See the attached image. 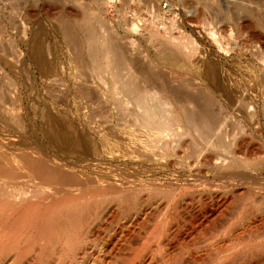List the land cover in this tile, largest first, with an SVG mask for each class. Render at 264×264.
<instances>
[{
    "label": "rangeland",
    "instance_id": "1",
    "mask_svg": "<svg viewBox=\"0 0 264 264\" xmlns=\"http://www.w3.org/2000/svg\"><path fill=\"white\" fill-rule=\"evenodd\" d=\"M233 1L237 2V0H218V3H220L223 11H233L235 5ZM240 5L246 8L250 6L246 2ZM207 10L201 0H0V155H3L0 163L2 162L3 164L4 161L8 163L10 159L11 161L19 159L29 160L25 156L29 157L31 153L34 154V151L37 152L39 148L47 154L46 158H51L49 159L50 162L47 160L49 166L56 165V170L60 167L57 170L58 173L61 176H66L68 180L71 178L70 181H73V185L68 188L69 193L85 192L86 194H93L102 190L101 192H106L108 196H111L113 193H124L130 189L134 191V194L136 193L135 196L140 193L136 196L137 198H142V195L144 197L149 193L152 194V190L157 185V189L161 190L157 191L153 200L144 202L142 209L136 208L134 209L136 211H130V214L128 212L125 215L123 213L117 214L119 210H116L115 206L112 207L115 212L117 211L114 214L115 212L112 209L113 214L118 215L117 219L113 216V219L105 220L97 225V229H100L96 230V233L100 234L99 236L94 235L93 248L88 247V253L83 257L85 261L84 259L81 260L80 264L83 262V264H102L100 261L104 259V256H107L106 252L108 249V254H110L115 247H117L115 248L116 250L122 247L120 237L124 235L126 239L130 234L132 236L135 233L143 235L145 229L148 231L151 228L149 226L153 224L155 216L160 215L159 211L162 210L164 201H167L164 198L166 197L165 190L169 188L167 185L170 186L172 184L170 186L171 189H169L172 190L173 188L174 190L175 187L173 185L175 183L181 184L187 176L190 177L188 168L184 164L186 163L185 160H182V162L178 160L177 165L179 166L175 164V167H172L171 170L162 166H157L161 169L153 168L150 165L143 167V169H138V167L127 163V160L121 156L120 152L117 154L118 152L114 151V149L119 148L124 141L123 139L127 137V134L124 133L126 123L131 124L133 119H135L133 114L135 112L139 113V111L133 108L134 106L131 103H126L127 99L123 94L109 92V89H112L108 83L109 81L107 82L108 78H110L108 74L105 73L103 79L101 76V82L100 78L94 74L95 72L91 71L92 66L89 67V65L92 62L89 56V49H92L94 45L92 44L90 46L92 48L88 47V49L86 42L89 40L94 41H90V44L96 43V40H98L97 43L103 41L104 44L107 43L109 45L103 48L105 45L102 42L103 46H100L99 42V45L95 44L97 47L95 46L94 48L96 49L94 50L96 51L102 52V50L110 48L112 45H119L124 48V58L129 61V64L126 67L127 70L122 71V75L126 74V71L134 72L139 68L160 71L170 79V81L167 79L170 87L177 85V82L179 83V77L184 80L183 76H190L189 80L191 79L195 86L192 92L197 93L200 91L198 93H201V90L204 91V93H201L202 95H206L211 101L213 99L214 110L217 113H220L221 110L223 117L220 119L224 122V124H221L224 125V127L222 126L224 128H222V132L225 129V131L229 130V124H232L235 117L237 121L233 122L232 125L243 121L245 117L247 119L245 120L248 121L249 118H256L258 115L256 119L260 121L258 122L263 130L259 134H255L253 138L251 137L252 140H250L249 145H251V148L259 147L257 151L264 150L262 148V146L264 147V110H262L264 109V86H262L263 83L260 84L264 81V34L261 37L245 27L246 23L248 24L246 26L249 27L252 21L249 17H246L244 12L243 14L239 12V19L236 22L238 25L241 24L246 32L238 34V27L234 26L231 21H224L226 19L223 18V14L218 18L219 15L214 16L215 12L212 13L210 9L209 12ZM212 15L216 21L213 19L211 21ZM262 21L264 25V18ZM152 31L156 34L155 38L149 37V34L154 33ZM91 33L96 37L94 38ZM73 35H76L82 43L81 45L78 41L83 51L78 48L79 46H75L78 51L80 49V53L73 47ZM86 38L89 39L87 40ZM91 38H94V40ZM169 39H172L174 43H187L188 50H185L184 54L188 57L182 55L183 53H177L176 55L174 53L175 57L173 56L171 63L170 61H165L162 57V52L165 45L167 46L168 42H172ZM222 47L223 49H221ZM186 52L189 53L187 54ZM77 53L78 57H80L79 60L77 56V59L75 58ZM99 58L101 59L102 57ZM205 69H208V71L212 70L211 72L209 71L210 74L205 71L209 75L213 74L212 76H214L216 73V78L211 77L210 80H207L210 76L204 72ZM178 73H181L182 76ZM174 75L179 77L174 80ZM261 77L263 80L259 82ZM196 93L194 94L196 95ZM224 97H228V99ZM224 99L225 101H223ZM121 100L122 102L126 100V104L122 103ZM231 100L232 109L230 110V103L227 104L228 106L225 103ZM243 100L248 103L247 108L242 107L245 106L241 104ZM120 103L122 107L119 105ZM238 104L240 107H238ZM236 107L238 109L242 108V111L239 109V112H243V116L241 112L240 114L237 111ZM225 108L227 112L226 110L223 111ZM235 110L238 113L234 112ZM222 111L226 112V114L233 112L232 114L230 113V116V114L225 115ZM248 111H251V114L254 112L255 116ZM244 112H247L248 116ZM127 113H130V115ZM226 116H228V119L225 118ZM239 118H241V121H239ZM223 120H229L227 121L228 124ZM16 122L19 126H15ZM225 125H228V129L225 128ZM135 132L134 134H136ZM14 156L16 159H14ZM63 165L64 167H62ZM61 168L64 172L60 171ZM136 170H140L139 173L141 174H138L139 176L136 175ZM128 171H131L130 174ZM119 172H126V174L123 173L122 175ZM111 174L114 176L118 175H116L117 177L115 176L116 180L113 179L114 176ZM204 174L207 178L205 182H210L213 174L210 172H205ZM129 175L131 176L130 179H128ZM262 175L263 177H257L258 181H256L257 179L254 180V182H257V186H255L260 191L258 192L259 194H255L257 197L253 195L255 196L254 199L257 198V200L264 196V174ZM122 176H126V179H122ZM110 177L112 178L110 179ZM106 179H110L111 182ZM135 179L136 182L134 181ZM146 180H151L152 182H147ZM153 180L155 181L154 183ZM70 181H67L68 186L71 184ZM109 185L112 186L109 187ZM145 185L148 187L145 188ZM159 185L163 186L160 187ZM105 186L107 187L106 189ZM115 187L116 190L113 189ZM246 188L244 186L236 189L238 190L237 193L249 190ZM209 190L208 192H206V189L203 191L201 189L199 191L193 190L189 195L187 194V202L185 203L183 200L184 202H182L181 206L178 205L181 207L178 209V214H181V218L180 216L179 218L180 221L184 222L183 225L192 222L191 219L193 220L194 218L182 213V206L185 205L183 207H186V204L189 206L193 205L192 208H196V212L199 213L198 211H202L203 205L209 206L206 205L209 204L208 202L206 203V200L204 204L201 197L207 199L208 195H211L213 191H216V194L224 199L226 197L227 202H222L223 205L220 204L221 202L217 203L218 209L212 205V209H216L217 212L211 218H215L214 216L220 217L221 214L225 213L219 218L224 220L235 214L232 211L234 209L237 211L239 203L237 200L236 202L228 203L233 197L231 196L232 192H227L230 191L229 188L225 189V192L212 189L210 193ZM200 193L202 196L199 195ZM213 193L215 194V192ZM228 193H231L230 196ZM204 195L208 197L205 198ZM201 202L203 204H200ZM233 202L234 205L232 204ZM234 206L236 207L233 208ZM195 210L192 212L194 215L196 214ZM246 216L247 218L245 217L241 222L244 227L249 224L243 222L251 224L252 221H258L256 222L258 224L259 219L264 217V213L259 208L254 213ZM242 228V226L238 228L242 233L237 231L243 235ZM132 230L134 231L133 233ZM109 238L113 240L110 241ZM132 240L134 238L131 239V242H133ZM116 242H118V246L114 245ZM103 250H106V252L104 251L105 253L101 254ZM99 256L101 257L100 261L97 259Z\"/></svg>",
    "mask_w": 264,
    "mask_h": 264
},
{
    "label": "bare ground",
    "instance_id": "2",
    "mask_svg": "<svg viewBox=\"0 0 264 264\" xmlns=\"http://www.w3.org/2000/svg\"><path fill=\"white\" fill-rule=\"evenodd\" d=\"M201 1H203V6L205 9H208V12L210 9L212 13L215 12L214 16L219 15L218 18H220V15L222 16L223 14V18L226 19L224 21L227 22L228 20L231 21L234 26L236 25V27H238V34L246 32L244 31L242 25H238L236 22L237 19H239V12L242 14L244 12L246 17H249L252 21V24H249V27H247L248 24L246 23V28L261 37L262 34H264V25L262 21L264 18V0L233 1L235 4L233 11H223L220 3H218V0ZM243 2L249 3L251 7L249 6L246 8L243 7V5L241 6L240 4ZM212 19L213 15L211 21L214 20ZM91 34L93 35V33ZM95 37L96 36H94V38ZM149 37L155 38V32L149 34ZM94 38L91 39L94 40ZM86 39L88 40L89 38ZM169 40L172 41V39ZM78 41L80 42L76 35H73L72 42L74 43V46H72H79L78 48H81ZM90 41L91 40L86 43L87 48H92L90 46H92V44L94 45L92 49L88 48L90 52V60L92 62V64L89 65V67L92 66V69L90 68L91 71H93V73L95 72L94 74L100 78V80L101 76L103 79V75L105 73L108 74L110 78H108L107 82L109 81L108 83L112 89H109V92L111 93L112 91V93L115 92L114 94H123V96L127 99V102L126 100L125 102L131 103L134 106L133 108H136L137 111H139V113L135 112V114H133V118H135L133 119V122L131 124H128L127 122L126 125H128H125L126 129L124 133L127 134V137L126 139H123L124 141L121 143L124 145L121 146L120 144L119 148L117 147L118 149H114V151H116V153L118 152L117 154L120 152L121 156L127 160V163L131 164V166L138 167V169H143V167L145 168V166L147 167V165H150V167L153 168L162 166L171 170L172 167H175V164H178V160L181 162L182 160H185L186 163H183L185 164V167L188 168L190 176H187V178L183 180L184 182L182 181L183 184L182 182L181 184L175 183V185H173V187H175L174 190L173 188L170 190V186H172V184L169 183L170 186L167 185L170 189L167 188V190L169 189L168 192L165 190L166 197L164 198L167 201H164V205L165 202H167L166 206L164 207L163 205L162 210L159 211L160 215L155 216V220H153V224L149 226V228H151H148V231L145 229V233L143 232V235L135 233L136 235L132 234L131 236L130 234V236L126 239L123 235V237H120V240L123 242H121L122 247L118 248V250L115 249L117 247H113L114 249H112L110 254H108L109 249L107 250L105 248L107 252L106 250H103L101 254L106 252L107 256H104V254V259L102 261H100L101 257L99 256L97 258L99 259L98 261L102 262V264H264V217L259 219L258 224H256L258 221H250L251 224L243 222L249 224L244 227L241 223L245 217L247 218L246 215L254 213L256 209L260 208L262 213H264V196H258L261 197V199L259 198L260 200H257V198L254 199L255 196L257 197L255 194L260 192L259 188L256 187L257 182H254V180H256L257 177H263L262 174H264V150L257 151L259 150V147L251 148V145H249L253 136L255 134H259L260 131L263 130L260 126L261 124L259 125L260 121L256 119L258 115L255 118L253 112L252 114L254 115V118L249 115L251 117H248L250 121H246L247 119L245 114L248 116V113L244 112L246 120L244 117L243 121L239 118L240 120H238L241 122H237V124L234 123L235 126L232 124L237 120H235V116H232L235 117V119L231 124V117V121L229 122L230 126L228 127V125H225V128L228 127L229 130L225 131V129L223 134L222 128L224 125L221 124H224V122L220 119L223 117V114L221 115V110L219 109L220 113H217L214 110L212 103L213 99L211 101L206 95H202L201 93H204V91L201 90V93H198L200 91L197 93L192 92V89H195V86L193 85L194 82L191 81V79L189 80L190 76H183V78H185L184 80L182 77L177 76L179 77V83L177 82V85L170 87V83L168 84V80L170 81V79H168L167 76L160 71L139 68L134 72L132 71L133 73L131 71V73L126 71L125 73L128 74L122 75V71L127 70L126 67L129 64V61L124 58V48L119 45H112L110 48L102 50L104 47H108L109 45H107V43L104 44L103 41H99L100 46H105L101 49L102 52L99 50L96 51L94 50L96 49L94 47L97 44L99 45V42L97 43L98 40H96V43L91 44ZM172 42H168V45H165L162 52V57L165 61H170V63L173 59L174 53L175 55L177 53H183L182 55H185V50H188L187 43ZM80 44L82 45L81 42ZM221 49H223V47ZM79 51L77 49V52ZM76 56L79 60L80 57H78V53L75 55V58ZM185 56L188 57L187 55ZM99 57L102 58L100 59ZM162 57L161 59H163ZM100 60H102L103 63ZM208 69H205L204 72L207 71L208 73L209 71H212H208ZM178 74L181 75V73ZM209 74H207L210 76L209 78H207L206 75L207 80H210L211 77L216 78V73L214 76H212L213 74ZM177 77H175L174 80L177 79ZM260 80L262 81L263 78L261 77L259 82ZM262 83V86H264V81L260 84ZM194 93H196V95ZM226 99H228V97ZM113 100L115 99L113 98ZM223 101H225V99ZM244 101L246 100L241 101V104L245 105L242 107L247 108L248 103ZM125 102L122 103L126 104ZM231 102L232 100L225 104L227 105L230 103L231 107ZM119 105L122 107L121 103ZM119 105L118 107H120ZM238 107H240L239 104ZM238 107L236 108L238 109ZM226 108L223 111H225ZM231 109L232 107L230 110ZM239 109L242 111V108ZM239 109L237 110L238 112ZM226 112L223 113L227 115L230 113L232 114L233 111L227 114ZM234 112H236V110ZM241 113L243 116V112ZM127 114L130 115V113ZM234 115L236 114L234 113ZM227 117L228 116L225 118ZM227 121L225 122L227 123ZM15 124V126L18 125L17 122ZM130 129L133 132H131ZM134 132L136 134H134ZM262 148L264 149L263 146ZM2 157L3 155H0V160L3 159ZM25 157L29 160L24 161L19 159L11 161L10 159L8 163L5 161L3 164L2 162L0 163V264H80L79 262H81V260L84 259L85 261V258L83 257H85L88 253V247L93 246V241L95 240L94 235L96 234V236H99L100 234L96 233V230L100 229H97V225L105 220L113 219V216L117 219L118 215H114L117 211L115 212L112 207L115 206L116 210L118 209L120 211V213H118V211L117 214H128L136 208L142 209V204L144 205V202L153 200L157 191L160 190L157 189V185L156 188L152 190V194L148 192L150 195L148 194L144 197L142 195V198H137L136 196L140 193L135 196L136 193L134 194V191L130 189L126 190L124 193H113L111 196H108L106 192H101L102 190L96 191V189H94L96 192L94 191L95 193L93 194H86L85 192L77 194L69 193L68 188L73 185V181L71 182V178L68 180L66 179V176H61L58 173L57 170L60 169L59 166V169L57 170L55 168L56 165H53V168L50 163L52 167L49 166L47 160L50 162L49 159L51 158H46L47 154H45L44 151L38 148L37 152L34 151V154L31 153L29 157ZM14 159H16L15 156ZM62 167H64V165ZM60 171H63L62 168ZM139 172L140 170H136V175L141 174ZM205 172L213 174L212 179L208 183L205 182L207 181L204 174ZM123 173L121 174L123 175ZM124 174H126V172ZM115 176L113 179L116 180ZM125 177L122 176V179ZM130 177L131 176L129 175L128 179H130ZM17 178L21 180L19 181ZM111 178L112 177H110V179ZM110 179L106 180L111 182ZM73 180L75 179L73 178ZM67 181H70L71 183H69V186ZM134 181L136 182V179ZM256 181H258V179ZM117 182L120 183L119 181ZM129 182L131 181L129 180ZM154 182L155 181L153 180V183ZM110 186L112 185H109V187ZM148 186L145 185V188ZM159 186L161 187L163 185ZM244 186L249 190H246V188V191L243 190L239 191L240 193H237L238 190L236 189H240ZM106 188L107 187L105 186V189ZM211 188L222 191L229 188L230 191L227 192H232V194L234 193L233 195L230 193L233 197L231 201H228L229 203L232 201L236 202L237 200L239 203H236L239 205V207L237 205V211L236 209L232 211V213H235L234 215H229V218H223L224 220H220L219 218L222 215H225V213L221 214L219 211L218 213L221 214V216H218L220 217L214 216L215 218H211L217 212V210L214 208L212 209L211 206L213 205L217 208V203L221 202L220 204H222V202H227L226 197L225 199L222 198L216 194V191H213L215 194L213 192L212 194L210 192V190H212ZM113 189L116 190V187ZM200 189L201 191L206 189V192L210 189L209 192L211 195H208L209 197L204 195L205 198L208 197L207 199L201 197L204 204L206 200V203H209L206 205L209 206L206 207L203 205L202 211L197 210L199 212L197 213L195 210L196 208H192L193 205L189 206L186 204V207H183L185 206L183 205L181 212L194 218L193 220L191 219L192 222H189L187 225H183L184 222L180 221L181 214H178V209L181 208L180 206L182 202H187L186 196H188L191 191H199ZM199 195H201V193ZM251 196L253 197L251 198ZM234 198L235 200H233ZM234 202L232 203L233 205ZM200 204L203 203L201 202ZM235 207L236 206L233 208ZM112 209L115 213L112 212ZM193 210H195L194 212L197 215L192 213ZM229 211L231 212V210ZM157 213L156 215H158ZM259 213L261 212L259 211ZM189 217L187 218L189 219ZM206 223L207 225H205ZM241 226L243 227V235L239 234L240 230L238 228ZM133 232L134 231L132 230V233ZM133 235L135 236L133 237ZM130 238H134V240H132L133 242H131ZM110 239L111 238H109V240ZM117 243L118 242H116V244ZM116 244L114 245L118 246V244Z\"/></svg>",
    "mask_w": 264,
    "mask_h": 264
}]
</instances>
